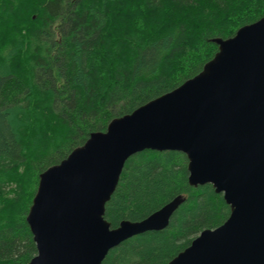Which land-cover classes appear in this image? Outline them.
I'll list each match as a JSON object with an SVG mask.
<instances>
[{
    "label": "trees",
    "instance_id": "trees-1",
    "mask_svg": "<svg viewBox=\"0 0 264 264\" xmlns=\"http://www.w3.org/2000/svg\"><path fill=\"white\" fill-rule=\"evenodd\" d=\"M262 16L264 0H0V264L36 254L26 216L41 172L198 74L215 38ZM176 196L166 227L127 238L100 264H167L230 211L211 184L188 183L184 153L131 155L105 204L111 227Z\"/></svg>",
    "mask_w": 264,
    "mask_h": 264
},
{
    "label": "water",
    "instance_id": "water-1",
    "mask_svg": "<svg viewBox=\"0 0 264 264\" xmlns=\"http://www.w3.org/2000/svg\"><path fill=\"white\" fill-rule=\"evenodd\" d=\"M213 41L218 50L198 74L40 173L27 264H100L127 238L166 227L180 196L140 221L113 228L104 218L125 161L145 149L184 153L188 183L211 184L230 208L167 264H264V16Z\"/></svg>",
    "mask_w": 264,
    "mask_h": 264
}]
</instances>
